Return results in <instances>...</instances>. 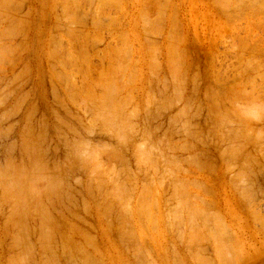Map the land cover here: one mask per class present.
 <instances>
[{"label":"rangeland","instance_id":"374dc122","mask_svg":"<svg viewBox=\"0 0 264 264\" xmlns=\"http://www.w3.org/2000/svg\"><path fill=\"white\" fill-rule=\"evenodd\" d=\"M2 1L3 3L6 2L3 4ZM2 1L0 0V37L3 38V41L0 38V49L2 48L0 50V59H2V62L0 61V172L3 174H0V180L4 177L8 179L9 170V176L12 170L23 174L28 172L25 174L27 177H23L24 180L21 178L23 183H27L29 176L32 184H37L36 180L40 179L34 187L38 186L37 191L40 190L39 199L43 201L40 205L46 211L44 213L52 225L49 226L51 229L48 230L52 232L53 238H50L48 245L44 241L43 233L48 230L44 229L46 224L41 214L39 215V210L36 211L35 207L29 208L30 213L22 222L16 219L18 211L15 207L17 206L14 207V203L10 199L11 195H9L11 193L13 196L14 186L5 192L7 188L4 189V185H7L8 182L2 179L1 182H4V185L0 184V264H13L12 260L14 264H21V261L27 262L23 264H200V262H204V264H264V146H261L264 145V142H260L264 141V118L260 120L262 122L258 119L257 122L254 120V123H250L251 125L248 123L254 127L248 126L250 130L245 127L244 130L248 131H244L243 126L239 127L242 120L233 124L234 127L238 125V130L230 124L233 123L234 120L232 119H235L234 114L238 110L244 111L251 108L252 111H255L256 108L259 113V107L264 106V0H166L167 2L165 0H108L107 3L109 2V4L105 2L106 0H63V3H61L62 0ZM69 5L71 8L68 9ZM164 5L166 6L164 7ZM143 8L144 12L141 10ZM156 8L157 10H155ZM66 10H69L68 13ZM62 11L63 13H61ZM146 15L149 17L148 19ZM64 18L66 21L63 20ZM228 18L232 21L230 22ZM157 22L160 26H157ZM144 26L146 27L144 28ZM65 31L69 33L68 37L64 35L65 33L68 34ZM71 33L75 36H72ZM174 38L178 41L181 40L178 42ZM150 39L151 42L154 40V44L150 42ZM97 40L98 42H96ZM171 41L174 46L171 45ZM152 44L156 45L157 48ZM169 45L171 47H168ZM175 46H177V50ZM53 48L57 50H55L54 56L51 54ZM166 48L168 51L174 49L175 53L179 51L182 53V56H179L181 58L178 56H176L177 59L174 58L180 63V73L178 65L176 66L178 69L175 67L179 74L175 70L172 71V67L171 70L168 61V58L170 60L171 57H168V54L170 55L173 50L168 53ZM72 50L79 52L75 53ZM65 52L67 56L64 54ZM174 52L173 54H175ZM68 56L71 57L69 61L67 60ZM114 58H117L118 61ZM174 59L172 58L170 62L172 63ZM126 61L129 62V65ZM177 62L174 61L173 64L176 65ZM173 64L171 65L173 66ZM119 70L121 71L119 72ZM102 73L104 75H101ZM107 74L113 75L114 82L110 79L108 82L106 79L105 82L104 79L102 81L101 76L107 78ZM68 76L71 79H68ZM72 81H74L73 84H71ZM100 82H103L102 85L108 83L107 85L104 84L106 89H108L107 86L115 83L117 84L116 90L112 85L109 87L111 92L109 90L104 92L105 86L103 85V89H101ZM175 82L179 84H173ZM89 85H91V90L94 89L95 94L94 91L89 93V91L91 92ZM118 86H122L121 89ZM84 88L86 91L89 89L87 91L89 96L86 98L82 97ZM176 89L180 91L176 92ZM101 90H103L102 94L100 93ZM114 90L117 91L115 95H118L116 96L118 99L116 97L115 99L118 101L120 99L119 103L122 107L117 103L118 101L111 100L115 96ZM253 90L256 91L253 93ZM235 91L238 92L233 94H237L234 96L236 99L234 101L232 92ZM109 92L113 95H110ZM175 93L180 95L179 99H177L178 96L175 97L177 95ZM100 94H105L107 99L104 98L105 95L101 97ZM238 94H245L243 95L245 99L242 97L238 99ZM214 97L219 108L213 102ZM252 97H255V100ZM93 99L99 101V104L95 101L96 105L99 106L101 103L99 108L103 109L102 112L105 111V108V112L110 111L108 115L110 114L112 118L119 114L116 120H112L114 124L110 125H114V131L115 125L120 124V131H124L126 135L123 132V134L121 132L117 134L123 135V138L128 135L129 138L127 136L126 139H131V141L128 142L122 138L121 142V136L120 139L117 136L119 140L115 138L116 131L113 132L111 126L110 128L107 123L103 125L101 123L103 120L96 119L97 115L95 114H98L100 109L97 106L96 109L98 110L96 111V106H94L93 111L90 110L93 104L95 105L92 102ZM70 100H73L72 103ZM222 100H224L223 103H221ZM111 101L112 103H110ZM114 102L116 103L114 110L118 105V108H121L119 110L117 108L116 113L111 108L114 105H110ZM146 102H149L150 107ZM260 103L262 104L259 105ZM102 104L106 105L105 108ZM77 105H81V107ZM233 105H235V109L236 105L239 107L235 112ZM260 109L264 113L262 111L264 108ZM130 110L135 113L134 116L133 112L130 116ZM215 111L218 114L222 112L221 120L223 122V115L229 114L226 116V120L227 117L230 118L227 122L232 120V122H228L230 125L227 126V122H224L226 126L219 124L220 117L218 114V116L216 115ZM219 111L221 112L219 113ZM241 111L237 112L236 116L242 117ZM105 112L103 114L100 111L97 117L103 118L102 116H104L107 118L108 115L106 114V116ZM261 115L263 116V114ZM122 118H125V122ZM110 119H107L108 121L105 119V122H109ZM243 124L247 126L246 122ZM107 126L109 128H106ZM119 128L116 129L119 131ZM230 128H234L232 132L235 130L236 132L226 133ZM108 129L111 130L112 134ZM252 129L259 131L260 135L263 136L252 134L253 131L256 132ZM249 131L253 136H256V139L260 136L259 143L257 140L255 143V137L252 138L253 136L249 135ZM237 132L239 134L248 133H244L246 135H244L245 142L241 139L242 137L240 138L243 136L242 134L238 140L235 139ZM146 137L150 138L143 139ZM31 139L35 147L37 146L34 152L28 147ZM252 140L255 146L260 144L261 149H259L260 146L255 147ZM79 142L84 144L81 145L83 147L80 146ZM72 145L76 146V149ZM143 145L146 146L143 147ZM244 145H247L245 149ZM103 146H107L109 149L106 150ZM152 146L155 148L151 149ZM103 148L105 152H103ZM156 148L159 153L158 156ZM154 149L155 151H152ZM76 150L82 152L81 155L84 153L83 156L79 157L80 154H78L79 152L76 153ZM86 150H89V153ZM94 151L96 153L98 151V153L96 154ZM228 153L232 156L229 157ZM85 154L87 155L85 156ZM152 156H156V159ZM190 157L191 159H189ZM97 164L100 169L97 168ZM101 164H103L102 170ZM20 167L21 171H26L21 172ZM37 168L38 172H36ZM104 169L106 170L104 171ZM30 170H32L31 172L35 170L33 173L37 174L31 173ZM3 175L5 176L3 177ZM16 175V179H12L14 177L10 176L9 180H13V183L15 180L18 182L20 180L18 175L21 174L17 173ZM37 175L46 179L42 181L41 178L35 177ZM107 175L112 176V179ZM150 177L155 184L151 183ZM161 177L162 179H160ZM32 179L35 182H31ZM234 179L237 180L234 182ZM56 180H59L57 182L59 186L57 185L56 190L46 192L44 189L47 188L48 191L51 182ZM12 182L11 184L14 185ZM121 182L122 184H119ZM142 182L144 184L148 182L147 184L151 186L147 184L145 186ZM9 184L8 187H11ZM182 185L184 186L183 189ZM145 187L149 188L150 193L147 192L151 195H145L147 188L142 192ZM118 189L119 191L120 189L124 190L125 193L121 192L122 190L119 192ZM177 189L180 193L177 192ZM250 192L251 194H249ZM3 193L9 195L10 198H8L9 196H6L8 199L3 198ZM121 193L123 196L120 195ZM139 194L140 196L143 194L142 197L145 196V200L148 198L149 207L145 200L143 201L145 202L144 206L146 205L145 208L139 204L142 200ZM9 199L11 201H8ZM14 202L16 205V197ZM9 205L12 206L9 207ZM138 205L142 209L144 208V211L149 208V212L146 211V214L150 213V215L144 213L143 217L137 216L139 215L136 213ZM154 206L156 210H153L155 209ZM140 210L137 212L139 213ZM189 210L193 211L190 212ZM128 213L132 215H128ZM141 223L145 224L144 227ZM192 223L197 225L193 226ZM135 237L139 239L137 240ZM15 241L19 243H15ZM216 241L219 242L221 248L227 251L225 260H220L217 255L218 247L216 245L218 244ZM40 243L45 244L41 245ZM66 243L69 246L66 247ZM124 243L126 244L124 245ZM41 246L43 250H41ZM19 249L21 252L18 251ZM18 252L23 254L22 258L21 256L17 257ZM27 255L28 257H26ZM13 257L20 258L15 261ZM23 257H26L25 260Z\"/></svg>","mask_w":264,"mask_h":264},{"label":"bare ground","instance_id":"6f19581e","mask_svg":"<svg viewBox=\"0 0 264 264\" xmlns=\"http://www.w3.org/2000/svg\"><path fill=\"white\" fill-rule=\"evenodd\" d=\"M1 1H2V0H1ZM4 1H5V0H4ZM60 1H61V0H60ZM64 1H66V0H64ZM104 1H105V0H104ZM107 1H108V0H106L105 2L107 3ZM112 1H113V0H112ZM153 1H154V0H153ZM163 1H164V0H163ZM5 2H6V1H5ZM5 2H4V3H5ZM72 2H73V1H72ZM72 2H71V3H72ZM105 2H104V3H105ZM148 2H149V1H148ZM156 2H158V1H156ZM165 2H167V1L165 0ZM215 2H216V1H215ZM238 2H239V1H238ZM1 3H3V1H2ZM1 3H0V4H1ZM4 3H3V4H4ZM61 3H63V0L61 1ZM66 3H67V2H66ZM102 3H103V1H102ZM67 4H68V3H67ZM107 4H109V2H108ZM111 4H112V2H111ZM157 4H159V3H157ZM157 4H156V5H157ZM163 4H164V3H163ZM218 4H219V3H218ZM61 5H62V4H61ZM112 5H113V4H112ZM156 5H155V7L158 6V5H157V6H156ZM160 5H161V4H160ZM219 5H220V4H219ZM0 6H1V5H0ZM70 6H71V5L68 6V9L71 8ZM104 6H105V5H104ZM106 6H107V5H106ZM108 6H109V5H108ZM113 6H114V5H113ZM147 6H149V5H147ZM151 6H152V5H151ZM165 6H166V5H164V7H165ZM250 6H251V5H250ZM256 6H257V5H256ZM5 7H6V6H5ZM72 7H73V6H72ZM110 7H111V6H110ZM174 7L176 8V6H174ZM258 7H259V6H258ZM65 8H66V7H65ZM105 8H106V7H105ZM146 8H147V7H146ZM146 8H145V9H146ZM158 8H159V7H158ZM166 8H167V7H166ZM226 8H227V7H226ZM226 8H225V9H226ZM237 8H238V7H237ZM237 8H235V9H237ZM253 8H254V7H253ZM263 8H264V6H263ZM108 9H109V8H108ZM116 9H117V8H116ZM245 9H246V8H245ZM6 10H7V9H6ZM6 10H4V11H6ZM103 10H104V9H103ZM141 10L143 11L144 8L141 9ZM141 10H140V11H141ZM155 10H157V8H156ZM162 10L164 11V9H162ZM162 10H161V11H162ZM4 11H3V13H4ZM66 11H67V13H68L69 10H66ZM71 11H72V10H71ZM73 11H74V10H73ZM221 11H223V10H221ZM0 12H1V8H0ZM143 12H144V11H143ZM155 12H157V11H155ZM159 12H160V11H159ZM225 12H226V11H225ZM258 12H259V11H258ZM6 13H7V12H6ZM6 13H5V14H6ZM61 13H63V11H62ZM104 13H105V12H104ZM106 13H107V12H106ZM141 13H142V12H141ZM223 13H224V12H223ZM239 13H240V11H239ZM241 13H242V12H241ZM260 13H261V12H260ZM1 14H2V13H1ZM65 14H66V13H65ZM73 14H74V13H73ZM75 14H76V13H75ZM145 14H146V10H145ZM145 14H144V15H145ZM147 14H149V13H147ZM156 14H157V13H156ZM174 14H175V13H174ZM9 15H11V14H9ZM61 15H62V14H61ZM159 15H160V14H159ZM161 15H162V13H161ZM164 15H165V14H164ZM164 15H163V16H164ZM239 15H240V14H239ZM57 16H58V15H57ZM71 16H72V15H71ZM106 16H107V15H106ZM142 16H143V15H142ZM142 16H141V17H142ZM65 17H66V16H65ZM158 17H159V16H158ZM172 17H173V15H172ZM6 18H7V17H6ZM55 18H56V17H55ZM146 18L148 19L149 17H147V15H146ZM152 18H154V17H152ZM58 19H59V18H58ZM71 19H72V18H71ZM78 19H79V18H78ZM150 19H151V17H150ZM150 19H149V20H150ZM155 19H156V18H155ZM159 19H160V18H159ZM228 19H229V21H230V18H228ZM231 19H232V18H231ZM254 19H255V17H254ZM63 20H65V18H64ZM67 20H68V17H67ZM75 20H76V19H75ZM116 20H117V19H116ZM143 20H144V19H143ZM143 20H142V21H143ZM149 20H148V21H149ZM151 20H153V19H151ZM175 20H176V19H175ZM2 21H3V20H2ZM15 21H16V20H15ZM57 21H58V20H57ZM65 21H66V20H65ZM77 21H80V20H77ZM144 21H145V20H144ZM146 21H147V20H146ZM156 21H157V20H156ZM171 21H172V20H171ZM176 21H177V20H176ZM231 21H232V20H231ZM231 21H230V22H231ZM75 22H76V21H75ZM115 22H116V21H115ZM117 22H118V21H117ZM120 22H121V21H120ZM139 22H140V21H139ZM152 22H153V21H152ZM161 22H163V21H161ZM143 23H144V22H143ZM145 23H146V22H145ZM154 23L156 24V22H154ZM159 23H160V22H159ZM260 23H261V22H260ZM13 24H14V23H13ZM68 24H69V23H68ZM71 24H72V23H71ZM149 24H152V23H149ZM9 25H10V24H9ZM69 25H70V24H69ZM73 25H74V24H73ZM111 25H112V24H111ZM142 25H143V24H142ZM14 26H15V25H14ZM14 26H13V27H14ZM60 26H61V25H60ZM157 26H160V25H158V22H157ZM157 26H156V27H157ZM173 26H174V25H173ZM177 26H178V25H177ZM71 27H72V26H71ZM145 27H146V26H144V28H145ZM151 27H152V25H151ZM154 27H155V26H154ZM171 27H172V26H171V23H170V28H171ZM6 28H7V27H6ZM58 28H59V27H58ZM142 28H143V27H142ZM147 28H148V27H147ZM149 28H150V25H149ZM152 28H153V27H152ZM158 28H159V27H158ZM8 29H9V28H8ZM14 29H16V28L14 27ZM17 29H18V28H17ZM62 29H63V28H62ZM66 29H67V28H66ZM79 29H81V28H79ZM155 29H156V28H155ZM257 29H258V28H257ZM4 30H5V28H4ZM67 30H68V29H67ZM96 30H97V29H96ZM143 30H144V29H143ZM145 30H146V29H145ZM147 30H149V29H147ZM174 30H176V29H174ZM174 30H173V31H174ZM178 30H179V29H178ZM261 30H262V29H261ZM55 31H56V30H55ZM77 31H78V30H77ZM97 31H98V30H97ZM102 31H103V30H102ZM10 32H12V31H10ZM13 32H14V31H13ZM65 32H67V31H65ZM71 32H72V31H71ZM145 32H146V34H148L147 31H145ZM149 32H150V30H149ZM159 32H160V31H159ZM4 33H5V32H4ZM17 33H19V32H17ZM17 33H16V34H17ZM67 33H68V32H67ZM143 33H144V31H143ZM155 33H157V32L155 31ZM161 33H162V32H161ZM161 33H160V35H161ZM169 33L171 34V32H169ZM169 33H168V35L170 36ZM174 33L176 34L177 32H174ZM0 34H1V33H0ZM6 34H8V33H6ZM51 34H52V33H51ZM71 34H72V33H71ZM86 34H87V33H86ZM149 34H152V33H149ZM64 35H67L66 37H68L69 33H68V34L65 33ZM82 35H84V34H82ZM98 35H99V34H98ZM143 35H144V34H143ZM153 35H154V33H153ZM171 35H172V34H171ZM173 35H174V34H173ZM1 36H2V35H1ZM16 36H18V35H16ZM72 36H75V35L72 34ZM72 36H71V37H72ZM84 36H85V35H84ZM119 36H120V35H119ZM123 36H124V35H123ZM174 36H175V35H174ZM3 37H4V39H5V36H4V35H3ZM78 37H79V36H78ZM145 37H146V36H145ZM153 37H154V36H153ZM0 38H1V37H0ZM9 38H10V37H9ZM9 38H8V39H9ZM69 38H70V37H69ZM69 38H68V39H69ZM73 38H74V37H73ZM73 38H72V39H73ZM75 38H76V37H75ZM92 38H93V37H92ZM170 38H171V37H170ZM170 38H169V39H170ZM247 38H248V37H247ZM1 39H2V41H3V38H1ZM70 39H71V38H70ZM77 39H78V38H77ZM77 39H76V40H77ZM148 39H149V38H148ZM174 39H176V38H174ZM79 40H80V39H79ZM88 40H89V38H88ZM120 40H121V39H120ZM146 40H147V39H146ZM152 40H153V39H152ZM176 40H177V39H176ZM180 40H181V39H180ZM180 40H179V41L177 40V41L180 42ZM241 40H242V39H241ZM153 41H154V40H153ZM153 41H152V42H153ZM167 41H170V40H167ZM250 41H251V40H250ZM55 42H56V41H55ZM80 42H81V41H80ZM88 42H89V41H88ZM96 42H98V40H97ZM148 42H149V41H147V43H148ZM150 42H151V39H150ZM150 42H149V43H150ZM152 42H151V43H152ZM175 42H176V41H175ZM70 43H72V42H70ZM77 43H78V42H77ZM118 43H119V42H118ZM169 43H170V42H169ZM181 43H182V42H181ZM53 44H55V43L53 42ZM57 44H59V43L57 42ZM74 44H75V43H74ZM83 44H84V43H83ZM153 44H154V42H153ZM153 44H152V45H153ZM178 44H179V43H178ZM178 44H177V45H178ZM84 45H85V44H84ZM84 45L81 44V46H84ZM86 45H87V44H86ZM149 45H150V44H149ZM171 45H172V41H171ZM179 45H180V44H179ZM58 46H59V45H58ZM61 46H63V45H61ZM153 46H156V45H153ZM153 46H152V47H153ZM172 46H174V43H173ZM255 46H256V45H255ZM52 47H54V46H52ZM59 47H60V46H59ZM65 47H66V46H65ZM74 47H75V46H74ZM74 47H73V48H74ZM168 47H171V46L169 45ZM175 47H176L175 49L177 50V46H175ZM238 47H239V46H238ZM5 48H8V47H5ZM50 48H51V47H50ZM56 48H57V47H56ZM56 48H55V49L53 48L54 50L51 51V52H52L51 54H52L53 56H54V54H55L54 52H55ZM80 48H81V47H80ZM80 48H79V49H80ZM156 48H157V46H156ZM257 48H258V47H257ZM57 49H58V48H57ZM79 49H78V50H79ZM123 49H124V48H123ZM166 49H167V48H166ZM181 49H182V48H181ZM0 50H2V48H1ZM7 50H8V49H7ZM58 50H59V49H58ZM78 50H77V51H78ZM82 50H83L82 52H84V49H82ZM109 50H110V49H109ZM152 50H153V49H151V52H153ZM170 50H173V52L175 51L174 49H169V51H168V49H167L166 52L168 51V53H170V52H171ZM179 50H180V49H179ZM10 51H11V50H10ZM10 51H9V53H10ZM56 51H57V50H56ZM61 51H62V50H61ZM72 51L75 52V50H72ZM77 51H76V52H77ZM110 51H111V50H110ZM110 51H109V53H110ZM122 51H123V50H122ZM13 52H14V50H13ZM67 52H68V51H67ZM76 52H75V53H76ZM78 52H79V51H78ZM82 52H81V53H82ZM149 52H150V51H149ZM173 52H171L170 55L167 53V54H168V57L170 56L171 59H172V58H173V59H174V58L177 59L176 56H178V57H179V56H182V53H179L180 51L178 52L179 54H178L177 52H176V53L174 52L176 55L173 54ZM56 53H57V52H56ZM60 53H61V52H60ZM69 53H70V52H69ZM158 53H160V52H158ZM58 54H59V53H58ZM58 54H57V55H58ZM61 54H62V53H61ZM64 54H66V56H67V53H66V52H65ZM116 54H117V53H116ZM118 54H119V53H118ZM177 54H178V55H177ZM180 54H181V55H180ZM79 55H80V54H79ZM113 55H114V54H113ZM152 55H153V53H152ZM172 55H173V56L175 55V56L173 57ZM55 56H56V55H55ZM102 56H103V55H102ZM124 56H125V55H124ZM149 56H150V55H149ZM154 56L156 57V55H154ZM61 57H62V55H61ZM73 57H74V55H73ZM75 57H76V56H75ZM114 57H115V56H114ZM127 57H128V56H127ZM151 57H152V56H151ZM168 57H167V58H168ZM11 58H12V57H11ZM69 58H71V57L68 56V58H67L68 61H69ZM76 58H77V57H76ZM79 58H80V57H79ZM81 58H82V57H81ZM111 58H112V57H111ZM124 58H126V57H124ZM124 58H123V59H124ZM128 58H129V57H128ZM152 58H153V57H152ZM152 58H151V59H152ZM179 58H181V57H179ZM212 58H213V57H212ZM6 59H7V58H6ZM6 59H5V60H6ZM61 59H62V58H61ZM104 59H105V58H104ZM114 59H115V58H114ZM123 59H122V60H123ZM151 59H150V60H151ZM153 59H154V58H153ZM171 59L169 60V58H168L169 66H170V68H171V67L173 68V70H172V68H171L172 71L175 70V72L178 73V71L181 70V69H180L181 67H179V66H180V65H179L180 63L177 62L176 59H174V61L178 63V64L176 63V65H175V64H173V62H174L173 60H172V63L170 62ZM62 60H63V59H62ZM65 60H66V58H65ZM65 60H64V61H65ZM115 60H117V58H116ZM124 60H125V59H124ZM124 60H123V63H124ZM0 61L2 62V59H0ZM57 61L59 62L58 58H57ZM64 61H63V62H64ZM70 61H71V60H70ZM117 61H118V60H117ZM168 61H167V62H168ZM178 61H179V60H178ZM183 61H184V60H183ZM1 62H0V63H1ZM60 62H61V60H60ZM76 62H77V61H76ZM111 62H113V61H111ZM114 62H115V61H114ZM114 62H113V63H114ZM126 62H127V61H126ZM154 62H155V61H154ZM154 62H152V64H154L155 66H157V65H156L157 62H155L156 64H155ZM66 63H67V62H66ZM66 63H65V65H66ZM78 63H79V60H78ZM121 63H122V62H121ZM128 63H129V62H127V64H128ZM251 63H253V62L251 61ZM62 64H63V63H62ZM125 64H126V63H125ZM152 64H151V67H152ZM171 64H173V66H172ZM63 65H64V64H63ZM71 65H72V64H71ZM73 65H74V63H73ZM84 65H85V64H84ZM116 65H117V64H116ZM128 65H129V64H128ZM154 65H153V66H154ZM158 65H159V64H158ZM174 65H175V66H174ZM177 65H178L179 69L176 67ZM240 65H241V64H240ZM240 65H239V66H240ZM250 65H251V64H250ZM4 66H5V65H4ZM167 66H168V65H167ZM66 67H67V66H66ZM66 67H65V68H66ZM68 67H69V66H68ZM74 67H77V66H74ZM115 67H116V66H115ZM159 67H160V66H159ZM175 67L178 69V71H176V68H175ZM52 68H53V66H52ZM63 68H64V67H63ZM82 68H83V67H82ZM152 68H153V67H152ZM152 68H151V69H152ZM174 68H175V69H174ZM257 68H258V70H259V67H257ZM50 69H51V67H50ZM78 69H79V68H78ZM122 69H123V68H122ZM151 69H150V70H151ZM158 69H159V68H158ZM52 70H53V69H52ZM52 70H51V71H52ZM72 70H74V69H72ZM72 70H70V71H72ZM84 70H85V69H84ZM152 70L154 71V69H152ZM155 70H156V69H155ZM253 70H254V69H253ZM74 71H77V70L75 69ZM78 71H79V70H78ZM82 71H83V70H82ZM85 71H86V70H85ZM100 71H101V70H100ZM105 71H108V70H105ZM105 71L103 72L104 74H105ZM120 71H121V70H119V72H120ZM153 71H152V72H153ZM172 71H170V73H172ZM256 71H257V70H256ZM53 72H54V71H53ZM55 72H56V71H55ZM55 72H54V73H55ZM108 72L112 73L111 71H108ZM116 72H117V71H116ZM135 72H136V70H135ZM149 72H150V71H149ZM154 72H156V71H154ZM168 72H169V71H168ZM254 72H255V71H254ZM76 73H77V72H76ZM103 73H102L101 75H104ZM106 73H107V72H106ZM114 73H115V72H114ZM123 73H124V71H123ZM177 73H176V74H177ZM179 73H180V71H179ZM179 73H178V74H179ZM77 74H78V73H77ZM176 74H175V76H178V75H176ZM83 75H84V74H83ZM155 75H156V74H155ZM215 75H216V74H215ZM72 76H73V75H72ZM129 76H130V75H129ZM133 76H134V74H133ZM156 76H157V75H156ZM179 76H180V75H179ZM238 76H239V75H238ZM101 77H102V81H103V79H104V82H105V79L107 80V82H108L109 79L112 80V81L114 80V78H112L113 75L111 76L110 74H109V75L107 74V78H108V79L105 78L106 76H104V78H103V76H101ZM116 77H117V76H116ZM163 77H164V76H163ZM58 78H59V77H58ZM67 78L69 79L70 77L68 76ZM85 78H86V77H85ZM119 78H120V74H119ZM131 78H132V77H131ZM133 78H134V77H133ZM154 78H155V77H154ZM252 78H253V77H252ZM65 79H66V78H65ZM70 79H71V78H70ZM263 79H264V78H263ZM72 80H73V79H72ZM110 80H109V81H110ZM126 80H127V79H126ZM133 80H134V79H133ZM214 80H215V79H214ZM244 80H245V79H244ZM250 80H252V79H250ZM254 80H255V79H254ZM99 81H101V78H99ZM112 81H111V82H112ZM118 81H119V80H118ZM121 81H122V80H121ZM130 81H132V80H130ZM134 81H135V80H134ZM134 81H133V82H134ZM176 81H177V80H176ZM73 82H74V81H72L71 84H73ZM97 82H98V81H97ZM97 82H96V83H97ZM113 82H114V81H113ZM127 82H128V81H127ZM220 82H221V81H220ZM233 82H234V81H233ZM250 82H251V81H250ZM252 82H253V81H252ZM14 83H15V82H14ZM67 83H68V81H67ZM92 83H93V82H92ZM96 83H94V84H96ZM100 83H101V82H100ZM102 83H103V82H102ZM102 83L99 84V85L101 86ZM176 83H177V82H175V83H173V84H176ZM12 84H13V83H12ZM104 84L107 85L108 83H107V84L104 83ZM104 84H103V85H104ZM171 84H172V83H171ZM177 84H179V83H177ZM181 84H182V83H181ZM236 84H237V83H236ZM10 85H11V84H10ZM77 85H78V84H77ZM81 85H83V84H81ZM96 85H97V84H96ZM103 85L101 86L102 88L100 87L101 89H103ZM105 85H104V86H105ZM112 85L114 86V88L117 87V86H116L117 84H115V83H113ZM112 85H111V86H112ZM119 85H120V84H119ZM5 86H6V85H5ZM65 86H66V84H65ZM111 86H107L108 89H106V86H105V89H103L104 92H106V91L108 92V90L110 91L109 87H111ZM162 86L164 87L165 85H162ZM180 86H182V85H180ZM224 86H225V85H224ZM232 86H233V85H232ZM259 86H260V85H259ZM92 87H93V86H92ZM118 87H119V86H118ZM120 87H122V86H120ZM120 87H119V88H120ZM172 87H173V86H172ZM175 87H177V86L175 85ZM178 87H179V86H178ZM225 87H226V86H225ZM238 87H239V86H238ZM240 87H241V86H240ZM73 88H74V87H73ZM87 88H88V86H87ZM119 88H118V89H119ZM124 88H125V87H124ZM173 88H174V87H173ZM231 88H232V87H231ZM234 88H235V87H234ZM80 89H81V88H80ZM84 89H85V88H84ZM89 89L91 90V85H89ZM89 89H88V90H89ZM118 89H117V91H118ZM120 89H121V88H120ZM178 89H179V88H178ZM239 89H240V88H239ZM78 90H79V89H78ZM88 90H87V91H88ZM103 90H101V92H100L101 94H102V91H103ZM115 90H116V88H115ZM115 90H114V91H115ZM123 90H124V89H123ZM172 90H175V89H172ZM229 90H230V89H229ZM233 90H236V89H233ZM82 91H83V90H82ZM87 91H86V89H85V91H83V93H82V95L84 94V95L82 96L83 98H84V97L86 98V96L88 97V96H89V93H93L94 89L91 90V92L89 91V93H88ZM111 91H112V90H111ZM111 91H110V92H111ZM114 91H113V92H114ZM117 91H115L113 94L115 95V93H116ZM120 91H122V90H120ZM131 91H132V90H131ZM131 91H129V92H131ZM134 91H135V89H134ZM179 91H180V90H179ZM179 91L176 89V92H179ZM215 91H216V90H215ZM255 91H256V90H255ZM255 91L253 90V93H254ZM9 92H10V91H9ZM77 92H78V91H77ZM79 92H81V91H79ZM84 92H87V93H84ZM110 92H109V93H110ZM149 92H150V91H149ZM230 92H231V90H230ZM236 92H238V91L232 92V95H233L234 93H236ZM241 92H242V91H241ZM6 93H8V92H6ZM121 93H122V92H121ZM180 93H181V95H182V92H180ZM249 93H250V92H249ZM85 94H86V95H85ZM87 94H88V95H87ZM94 94H95V91H94ZM101 94H100V95H101ZM105 94H106V93H105ZM105 94L101 95V97H103ZM113 94L110 93V95H113ZM116 94H117V93H116ZM118 94H120V93H118ZM146 94H147V93H146ZM149 94H150V93H149ZM163 94H164V93H163ZM175 94H177L175 97L178 96L177 99H179L180 95H178V93H175ZM239 94H240V93H239ZM239 94H238V97H237L238 99H239L240 97L244 98L243 95H245V94H243V95L241 94L242 96L239 95ZM246 94H247V93H246ZM90 95H91V94H90ZM106 95H107V94H106ZM106 95H105V96H106ZM110 95H109V96L107 95V96L111 98ZM128 95H129V94H128ZM211 95H212V94H211ZM222 95H223V94H222ZM224 95H227V93H224ZM251 95H252V93H251ZM258 95H259V94H258ZM105 96H104V98L107 99V96H106V97H105ZM116 96H118V95H115L114 98H111V100L114 99V101L116 100V102H117V101H118V100H117L118 97H116ZM146 96H147V95H146ZM149 96H150V95H149ZM173 96H174V95H173ZM212 96H213V95H212ZM234 96H237V94L233 95V97H234ZM247 96H248V98L250 99L249 94H248ZM247 96H245V97H247ZM69 97H71V96H69ZM112 97H113V96H112ZM115 97H116L117 99H115ZM125 97H126V96H125ZM218 97H219V96H218ZM223 97H224V96H223ZM228 97H231V96L228 95ZM259 97H260V96H259ZM121 98H122V97H121ZM129 98H130V97H129ZM151 98H152V97H151ZM151 98H150V99H151ZM153 98H154V96H153ZM166 98H167V97H166ZM169 98H170V97H169ZM169 98H168V99H169ZM214 98H215V97H214ZM231 98H232V97H231ZM252 98H253V97H252ZM254 98H255V97H254ZM254 98H253V99H254ZM90 99H92V98H90ZM126 99H127V97H126ZM159 99H160V98H159ZM171 99H172V98H171ZM173 99H174V98H173ZM175 99H176V98H175ZM222 99H224V98H222ZM226 99H227V98H226ZM232 99H233L234 101L236 100L235 97L232 98ZM232 99H230V100H232ZM244 99H245V98H244ZM249 99H248V100H249ZM263 99H264V98H263ZM85 100H86V99H85ZM93 100H94V101H92V102L95 103V105L93 104V106H92V104H91L92 102H91L90 100H87L88 102H91L90 104H89L87 101H86V103H88L89 105L92 106V109H90V110H92V111H93L94 106H96V107H95V110L97 111L98 109H100L99 106L101 105V103H100V105L98 106L99 101L97 102V100H95V99H93ZM133 100H134V99H133ZM133 100H132V101H133ZM162 100H163V99H162ZM214 100H215L216 102H215ZM214 100H213V102H214L215 104H217L218 102H217L216 98H215ZM240 100H241V99H240ZM254 100H255V99H254ZM260 100H261V99H260ZM70 101H71V100H70ZM72 101H73V100H72ZM72 101H71V103H72ZM80 101H81V100H80ZM95 101L98 103L97 105H96V102H95ZM123 101H124V99H123ZM129 101H130V99H129ZM145 101H146V100H145ZM153 101H154V99H153ZM155 101H156V100H155ZM171 101H172V100H171ZM237 101H238V100H237ZM246 101H247V100H246ZM261 101H262V100H261ZM263 101H264V100H263ZM78 102H79V101H78ZM103 102H105L104 99H103ZM119 102H120V99H119V101H118L117 103L120 105V107H122V105H121ZM149 102H151V101H149ZM149 102H146V103L148 104ZM172 102H173V101H172ZM223 102H224V100H222L221 103H223ZM248 102H250V101H248ZM256 102H257V101H256ZM2 103H3V101H2ZM79 103H80V102H79ZM108 103H109V102H108ZM110 103H112V101H111ZM126 103H127V102H126ZM151 103H154V102H151ZM155 103H156V102H155ZM158 103H159V102H158ZM165 103H166V102H165ZM187 103H189V102H187ZM227 103H228V102H227ZM239 103H241V102H239ZM251 103H253V102L251 101ZM263 103H264V102H263ZM88 104H87V105H88ZM115 104H116L115 102H114V104H110V105H114L113 107L111 106V108H112V110L114 111V113H116L117 108L119 107V105H118L117 108L114 110V107L116 106ZM122 104H123V103H122ZM159 104H160V103H159ZM176 104H177V103H176ZM176 104H175V105H176ZM178 104H179V103H178ZM228 104H229V103H228ZM232 104H233V103H232ZM235 104H236V103H235ZM253 104H254V103H253ZM261 104H262V103H260L259 105H261ZM81 105H82V104H81ZM81 105H77V106H80V107H81ZM102 105H103V104H102ZM165 105H166V104H165ZM167 105H168V104H167ZM170 105H171V104H170ZM229 105H230V104H229ZM62 106H63V105H62ZM97 106H98V109H96ZM105 106H106V105H105ZM105 106L103 105L104 108H105ZM124 106H125V104H124ZM124 106H123V107H124ZM148 106H149V104H148ZM156 106L158 107L157 104H156ZM219 106H220V105H219ZM233 106H234V109H235V105H233ZM100 107H101V106H100ZM146 107H147V106H146ZM149 107H150V106H149ZM149 107H148V108H149ZM162 107H163V106H162ZM230 107H231V106H230ZM250 107H251V106H250ZM262 107L264 108V106H262ZM262 107L260 106L258 110H259V113L263 114V116H262L261 114L259 115V113H258V111L256 110V108H255V111H256V112H255L254 110L252 111L251 108H249L248 110H247V109L244 110V108H243V109L241 108L242 110H244V111H241V110H238L239 107L236 105V109L234 110V112H235L236 110H238L237 112L241 111L240 114H241L242 117H240V116H236V115H237V112H235L236 114H234V115H235L234 118H235L237 121L235 122V119H232V118H231L232 120H234L233 123H230V124H232L231 126L234 127L233 124H235V123H239L240 120H242V123L240 122V126H239V127H242V126H243V127H244L243 130H244L245 127H248V126L251 125L250 123H254V122H253L254 120H256V122H257L258 119H259V121H260L261 119L264 118V113L260 111V110H261L260 108H262ZM90 108H91V107H90ZM124 108H125V107H124ZM124 108H123V109H124ZM155 108H156V107H155ZM158 108H159V107H158ZM183 108H184V107H183ZM185 108H186V107H185ZM217 108H219V107H218V104H217ZM224 108H225V107H224ZM226 108H228V107H226ZM237 108H238V109H237ZM253 108H254V106L252 107V109H253ZM101 109H102V108H101ZM101 109L98 110V114L100 113V111H101V113L104 114V112L106 111V108H105V111H104V112H102L103 109H102V110H101ZM107 109H108V107H107ZM119 109H121V108H118V110H119ZM220 109H222V108H220ZM135 110H137V109H135ZM218 110H219V109H218ZM218 110H216V111H218ZM250 110H251V111H250ZM96 111H94V112L96 113ZM123 111H125V110H123ZM137 111H138V110H137ZM137 111H136V112H137ZM154 111H155V110H154ZM162 111H163V110H162ZM216 111H215V112H216ZM231 111H232V108L230 109V113H231ZM262 111H264V109H262ZM94 112H93V113H94ZM109 112H110V111H109ZM109 112H108V110H107V112H105V115H106V114L108 115ZM121 112H122V110H121ZM131 112H133V111L130 110V112H129L130 116H132ZM138 112H139V111H138ZM215 112H214V113H215ZM220 112H221V111H219V113H220ZM234 112H233V113H234ZM149 113H150V112H149ZM182 113H184V112H182ZM223 113H224V112H223ZM98 114L96 113L95 115L99 116ZM134 114H135V113L133 112V116H134ZM217 114H218V113L216 112V115H217ZM224 114H225V113H224ZM227 114H228V113H227ZM240 114L238 113V115H240ZM107 115H106V116H107ZM185 115H186V114H185ZM218 115H219V116H218ZM218 115H217V116L220 117V119L218 118V119L220 120L219 124H221V125H223V126H226V125H224V124H225L224 122H227V120L230 119L229 117H227V120H226V116H228L229 114H228V115H223V117H224V118H223V119H224V122L221 120L222 112H221L220 114H218ZM97 116H96V119L98 118V120H103V121H101V123H103V125H104V124L106 125V123H107V124L109 125V127H110V126L112 127V128H111V127H110V128H111V130L113 131V126H114V125H110V124H114V122H112V120H116L117 117L119 116V114H118V115L116 114V117H115V116L113 117L114 119L110 116V114L108 115V116H110V117L107 116V118H106V117L104 118V116H102L104 119H103V118H99V117H97ZM123 116H125L124 113H123ZM130 116H129V117H130ZM136 116H137V115H136ZM100 117H101V114H100ZM121 117H122V116H121ZM236 117H237V118H236ZM238 117H239V118H238ZM110 118H112V119H110ZM190 118H191V117H190ZM242 118H244V119H242ZM105 119H106V120H107V119H108V120L110 119L111 123H110V121L107 122L108 120L105 122ZM122 119H124V122H125V118H122ZM128 119H129V118H128ZM128 119H127V121H128ZM91 120H92V119H91ZM219 120H218V121H219ZM232 120H229L228 122H230V121L232 122ZM238 120H239V122H238ZM263 120H264V119H263ZM153 121H154V120H153ZM91 122H92V121H91ZM104 122H105V123H104ZM172 122H173V121H172ZM185 122H186V121H185ZM221 122H223V123H221ZM228 122L226 123L227 126H228V124H229ZM244 122L247 123V126H245L246 124H243ZM260 122H262V121H260ZM96 123H97V122H96ZM96 123H95V124H96ZM126 123H127V122H126ZM216 123H217V122H216ZM248 123H249L250 125H248ZM230 124H229V125H230ZM241 124H243V125H241ZM116 125H117V124H116ZM116 125H115V127H116L117 129L121 126L120 124H118V126H116ZM123 125H124V123H123ZM132 125H133V124H132ZM261 125H262V124H261ZM92 126H93V125H92ZM125 126H126V124H125ZM99 127H100V126H99ZM109 127L107 126L106 128H109ZM235 127H236V126H235ZM235 127H234V128H235ZM239 127H238V125H237V127H236L237 130L239 129ZM106 128H105V129H106ZM116 128H115V129H116ZM120 128H121V127H120ZM120 128H119V131H118L117 129H116V130L114 129V131H116V137H115V138H117V139H118L117 136H119V139H120V136H121V135H118L117 133H119V132H121V134L124 133V131H120ZM133 128H134V126H133ZM225 128L228 129L227 127H225ZM234 128H233V129L230 128V130H228V132L226 131V133H229L230 131H231L230 133H235L236 130H235V132H232V130H234ZM236 128H235V129H236ZM250 128H254V127H251V126H250ZM145 129H146V128H145ZM247 129H249V127H248ZM257 129H258V128H257ZM108 130H109V129H108ZM111 130H109V132H111ZM240 130H242V129H240ZM249 130H250V129H249ZM252 130H255V129H252ZM252 130H251V132H252ZM258 130H259V129H258ZM0 131H1V130H0ZM72 131H73V130H72ZM106 131H107V130H106ZM114 131H113V132H114ZM244 131H248V130H244ZM255 131H256L257 133L253 131L252 134L255 133V135H257V136L260 135L259 131H261V130H259V131L255 130ZM122 132H123V133H122ZM134 132H135V131H134ZM186 132H187V131H186ZM196 132H197V131H196ZM239 132H240V131H239ZM242 132H243V131H242ZM102 133H103V132H102ZM128 133H129V132H128ZM141 133H142V132H141ZM214 133H216V132H214ZM217 133H218V130H217ZM230 133H229V134H230ZM244 133H246V132H244ZM244 133H240V134L243 135V136H240V134L237 132V133H236V134H237L236 138H235L234 136H232V138L234 137L235 139L238 140V137L240 136V138L242 137L241 139H243V142H245L244 138H245L246 135H245ZM258 133H259V134H258ZM110 134H112V132H111ZM124 134L126 135V133H124ZM129 134H130V133H129ZM142 134H143V133H142ZM144 134H145V133H144ZM184 134H185V133H184ZM190 134H191V133H190ZM246 134H248V133H246ZM250 134H251V133H250V131H249V135H250ZM252 134H251V135H252ZM114 135H115V134H114ZM125 135H124V136H125ZM188 135H189V134H188ZM244 135H245V136H244ZM261 135H262V134H261ZM261 135H260V136H261ZM122 136H123V135H122ZM122 136H121V142H122V138H123ZM127 136H128V135H127ZM127 136H125V137L127 138ZM130 136H131V135H130ZM145 136H146V135H145ZM162 136H163V135H162ZM229 136H230V135H229ZM252 136H253V135H252ZM252 136H251V137H252ZM260 136H259L258 139H260ZM262 136H263V135H262ZM248 137H249V136H248ZM254 137H255V138H254ZM126 138H123V139H126ZM128 138H129V136H128ZM148 138H150V137H148ZM148 138L146 137V138H143V139L146 140V139H148ZM252 138L255 139V140L253 139L254 141H256V140L258 141V139H256V136H253ZM74 139H75V138H74ZM82 139H83V138H82ZM119 139H118V140H119ZM230 139H231V138H230ZM246 139H248V138H246ZM249 139H250V137H249ZM261 139H262V137H261ZM72 140H73V139H72ZM126 140H128V142H129V140L131 141V139H126ZM126 140H125V142H126ZM141 140H142V139H141ZM151 140H152V139H151ZM156 140H157V139H156ZM156 140H155V141H156ZM231 140H232V139H231ZM253 140H252V143H253ZM75 141H76V140H75ZM147 141H148V140H147ZM239 141H240V139H239ZM247 141H248V140H247ZM257 141H256L255 143H257ZM36 142H37V140H36ZM77 142H78V141H77ZM125 142H124V143H125ZM144 142H145V141H144ZM161 142H162V141H161ZM243 142H242V143H243ZM250 142H251V141H250ZM250 142H249V143H250ZM260 142L263 143L264 141H260ZM23 143H24V142H23ZM29 143H30V145H28L29 149H32L31 151L34 152V150H35V148H36L37 146L35 147V145L33 144L32 139L29 141ZM75 143H76V142H75ZM142 143H143V141H142ZM146 143H147V142H146ZM148 143H149V141H148ZM163 143H164V142H163ZM255 143H253L254 146H255ZM258 143H259V141H258ZM36 144H37V143H36ZM65 144H66V143H65ZM79 144H80V146H81V145H84V144H81V142H79ZM139 144H140V143H139ZM143 144H145V143H143ZM154 144H155V143H154ZM158 144H159V143H158ZM263 144H264V143H263ZM74 145H76V144H74ZM122 145H123V144H122ZM126 145H127V144H126ZM141 145H142V144H141ZM152 145H153V144H152ZM72 146H73V145H72ZM72 146H71V147H72ZM77 146H78V143H77ZM137 146H138V145H137ZM145 146H146V145H145ZM145 146L143 145V147H145ZM157 146H158V145H157ZM157 146H156V147H157ZM163 146H164V145H163ZM246 146H247V145H244V149L246 148ZM257 146H260V144H259V145H256L255 147H257ZM261 146H264V145H261ZM261 146H260L259 149H261ZM73 147L75 148L76 146H73ZM81 147H83V146H81ZM87 147H88V145H87ZM103 147H105V146H103ZM139 147H141V146H139ZM158 147H160V146H158ZM69 148H70V147H69ZM84 148H85V147H84ZM90 148H91V147H90ZM90 148H88V149H90ZM107 148H108V147L106 146L105 149L108 150L109 148H108V149H107ZM112 148H113V147H112ZM112 148H111V149H112ZM116 148H117V147H116ZM119 148H120V147H119ZM130 148H131V147H130ZM152 148H155V147L152 146L151 149H152ZM166 148H167V147H166ZM23 149H24V148H23ZM26 149H27V148H26ZM75 149H76V148H75ZM85 149H86V148H85ZM85 149H83V150H85ZM111 149H110V150H111ZM117 149H118V148H117ZM133 149H134V147H133ZM146 149H150V148H146ZM151 149H150V150H151ZM162 149H163V148H162ZM234 149H235V151H237L236 148H234ZM257 149H258V148H257ZM259 149H258V150H259ZM36 150H37V149H36ZM72 150H73V149H72ZM83 150H82V151H83ZM92 150H93V148H92ZM94 150H95V149H94ZM110 150H109V151H110ZM135 150L138 152L137 149H135ZM86 151H88V153H89V150H86ZM95 151H96V150H95ZM95 151H94V152H95ZM112 151H113V149H112ZM136 151H135V152H136ZM148 151H149V150H148ZM152 151H155V149L152 150ZM156 151H157V148H156ZM75 152L78 153L79 151L77 152V150H76ZM84 152H85V151H84ZM103 152H105L104 148H103ZM133 152H134V150H133ZM137 152H136V153H137ZM163 152H164V151H163ZM170 152H171V151H170ZM70 153H71V152H70ZM81 153H82V152H81ZM81 153H80V152L78 153V154H80L79 157L83 156V154H84V153H83V154L81 155ZM86 153H87V152H86ZM95 153H96V152H95ZM97 153H98V151H97ZM97 153H96V154H97ZM99 153H100V152H99ZM111 153H112V152H111ZM111 153H110V154H111ZM114 153H115V152H114ZM117 153H118V152H117ZM149 153H150V152H149ZM155 153H156V152H155ZM157 153H158V151H157ZM160 153H161V152H160ZM90 154H91V153H90ZM96 154H95V155H96ZM101 154H102V153H101ZM106 154H107V152H106ZM228 154H229V153H228ZM27 155H28V154H27ZM38 155H39V154H38ZM86 155H87V154H85V156H86ZM102 155H105V154H102ZM115 155H116V154H115ZM158 155H159V153L157 154V156H158ZM165 155H166V154H165ZM221 155H222V154H221ZM230 155H231V154H229L228 156L230 157ZM39 156H40V155H39ZM72 156H74V155H72ZM98 156H99V155H98ZM98 156H97V158H99V157L101 158V156H99V157H98ZM231 156H232V155H231ZM77 157H78V155H77ZM90 157H92V156H90ZM90 157H88V158H90ZM116 157H117V156H116ZM152 157H155V159H156V156H152ZM152 157H150V158L152 159ZM162 157H163V156H162ZM164 157H165V156H164ZM166 157H167V156H166ZM166 157H165V158H166ZM172 157H173V156H172ZM36 158H37V157H36ZM75 158H76V157H75ZM95 158H96V157H95ZM97 158H96V160H97ZM160 158H161V157H160ZM233 158H234V157H233ZM233 158H232V159H233ZM91 159H92V158H91ZM137 159H138V158H137ZM189 159H191V157H190ZM39 160H40V157H39ZM76 160H78V159H76ZM80 160H81V159H80ZM99 160H101V159H99ZM153 160H154V159H153ZM169 160H170V159H169ZM84 161H85V160H84ZM84 161H83V162H84ZM101 161H102V160H101ZM101 161H100V162H101ZM157 161H158V160H157ZM162 161H163V160H162ZM186 161H187V160H186ZM191 161H193V160H191ZM233 161H234V160H233ZM235 161H236V160H235ZM79 162H80V161H79ZM81 162H82V161H81ZM86 162H87V160H86ZM94 162H95V161H94ZM98 162H99V161H98ZM142 162H143V161H142ZM173 162H174V161H173ZM224 162L226 163V160H225ZM227 162H228V161H227ZM36 163H38V161H37ZM88 163H89V162H88ZM156 163L158 164V162H156ZM160 163H162V162H160ZM160 163H159V164H160ZM163 163H164V161H163ZM188 163H189V162H188ZM228 163H230V161H229ZM86 164H87V163H86ZM136 164H137V163H136ZM171 164H172V163H171ZM237 164H238V163H237ZM102 165H103V164L100 165V166H101V170H102ZM228 165H229V164H228ZM39 166H40V165H39V163H38V167H39ZM97 166H98V164H97ZM163 166H164V164H163ZM166 166H167V164H166ZM171 166H172V165H171ZM231 166H232V165H231ZM236 166H237V165H236ZM21 167H22V166H21ZM21 167L19 168V170L21 169ZM169 167H170V166H169ZM172 167H173V166H172ZM262 167H263V166H262ZM7 168H8V167H7ZM33 168H35V167H33ZM33 168H32V169H33ZM85 168H86V167H85ZM93 168H95V167H93ZM97 168L100 169L99 166H98ZM103 168H104V167H103ZM158 168H159V166H158ZM166 168H167V167H166ZM170 168H171V167H170ZM170 168H169V169H170ZM230 168H231V167H230ZM230 168H229V170H230ZM9 169L12 170L13 168H9ZM25 169H26V168H25ZM40 169H41V168H40ZM110 169H111V167H110ZM110 169H109V170H110ZM161 169H162V168H161ZM176 169H177V168H176ZM261 169H262V168H261ZM6 170H7V169H6ZM14 170H17V169H14ZM95 170H97V169H95ZM105 170H106V169H104V171H105ZM111 170H112V169H111ZM113 170H114V169H113ZM148 170H149V169H148ZM210 170H211V169H210ZM3 171H4V169H3ZM20 171H21V170H20ZM22 171H23V170H22ZM22 171H21V172H22ZM24 171H26V170H24ZM24 171H23V172H24ZM31 171H32V170H30V172H31ZM34 171H35V170H33V172H34ZM42 171H44V170H42ZM121 171H122V168H121ZM161 171H162V170H161ZM178 171H179V170H178ZM186 171H187V170H186ZM7 172H8V171H7ZM7 172H6V173H7ZM12 172H14V171H13V170L11 171V175H10V176H11V177H14V178H12V179H16V176H17L16 174L18 173V174H21V175H18V176H20V178L18 177V179H20V180H18V182H17V180H15L14 183L12 182L13 180H12V181L9 180V178H10V176H9L10 170H9V172H8V179H5V177H4L5 175H3L4 178H2L4 181L7 180V182H8L7 185H4V182H1L2 179L0 180V182H1L0 184H1L2 186H3V185L5 186L4 189L7 188V189L5 190V192L14 186V187H13L14 191H13V189L10 190L11 192L13 191V193L15 194V195L13 194L14 197L12 196L11 193L9 194V191H8V194L11 195V198H10L9 195H6L5 193H3L5 196H4L3 194H2V195H3V198H5V199L10 198V199L13 201V203H14V207L17 206V207H15V208H17V211H18V214L16 215V219H17V220L19 219V220L22 222L26 217H28L27 214L30 213V212H29V208H30V207H35V210H36V211L39 210V211H38V212H39V215L41 214V217H42V219L44 220V223L46 224V228H44V227L42 226V225H44V224H42V222H40V224H42V225H40V226L43 227L44 229H46V231H47L48 229H51V228L49 227V226H52L51 223H50V220L47 219V217H46V215H45V213H44V212H46V211H44V209H43V208L41 207V205H40V203L43 202V201H40V199H39V198H40V195H41L40 190L37 191V189H38L37 187H38V186H37L36 188L34 187V185H37V184H38L37 181H40V179H39V180H36V183H37V184H32V183H30V176H29V177H28V178H29V180H28L29 183H28V181H27L26 179H25V181H27V183H25V182L23 183V182H22V181L24 180L23 177H24V176L27 177L25 174H28V172H24V174H23V173H19V172L16 171L17 173L14 172V175H15V176L12 175V174H13ZM30 172H29V173H30ZM33 172H31V173H33ZM36 172H38V168L36 169ZM95 172H96V171H95ZM237 172H238V171H237ZM263 172H264V171H263ZM15 173H16V174H15ZM31 173H30V174H31ZM40 173H41V171H40ZM43 173H45V172H43ZM43 173H42V174H43ZM114 173H115V172H114ZM170 173H171V172H170ZM0 174H3V173L0 172ZM33 174H35V173H33ZM33 174H32V177H34ZM36 174H37V173H36ZM36 174H35V175H36ZM91 174H93V173H91ZM96 174H97V172H96ZM102 174H103V173H102ZM106 174H107V171H106ZM110 174H111V173H110ZM119 174H120V173H119ZM123 174H124V173H123ZM126 174H127V173H126ZM39 175H40V174H39ZM47 175H48V174H47ZM93 175H94V174H93ZM93 175H92V176H93ZM112 175H113V174H112ZM173 175H174V174H173ZM175 175H176V174H175ZM1 176H2V175H1ZM21 176H22V177H21ZM42 176H45V175H42ZM90 176H91V175H90ZM100 176H101V175H100ZM107 176H109V175H107ZM107 176H106V177H107ZM115 176H116V175H115ZM115 176H114V177H115ZM117 176H118V175H117ZM148 176H149V175H148ZM150 176H151V175H150ZM35 177H36V178H37V177H38V178H41V177L38 176V175L35 176ZM97 177H98V176H97ZM102 177H103V176H102ZM109 177L111 178L112 176H109ZM152 177H153V176H152ZM152 177H150V181H151V178H152ZM166 177H168V176H166ZM0 178H1V177H0ZM6 178H7V177H6ZM21 178H22L23 180H22ZM36 178H33V179L35 180ZM43 178H44V177H43ZM43 178H41L42 181L46 179V178H44V179H43ZM93 178H94V177H93ZM99 178H100V177H99ZM122 178H123V177H122ZM143 178H144V177H143ZM237 178H239V177H237ZM33 179L31 180V182L34 181ZM51 179H53V178H51ZM111 179H112V178H111ZM144 179H145V178H144ZM160 179H162V177H161ZM242 179H243V178H242ZM3 180H2V181H3ZM21 180H22V181H21ZM114 180H115V179H114ZM129 180H130V178H129ZM133 180H134V179H133ZM145 180H146V179H145ZM158 180H159V179H158ZM170 180H171V178H170ZM235 180H237V179H234V182H235ZM238 180H239V179H238ZM9 181H10V184H9ZM20 181H21V182H20ZM58 181H59V180H58ZM58 181L56 180V181H54V182H51V186H50V187L48 186V187H49V190H48V191H47V188L44 189V190H45L46 192H51V191L56 190L57 185L59 186V184H57ZM119 181H120V180H119ZM146 181H147V180H146ZM175 181H176V179H175ZM211 181H212V180H211ZM239 181H240V180H239ZM5 182H6V181H5ZM11 182H12L14 185H12ZM34 182H35V181H34ZM48 182H50V181H48ZM98 182H99V181H98ZM113 182H114V181H113ZM162 182H163V181H162ZM40 183H42V182H40ZM101 183H102V182H101ZM116 183H117V181H116ZM142 183H143V182H142ZM147 183H148V182H147ZM147 183H145V184L143 183V184L146 186ZM151 183H154V182L151 181ZM159 183H160V182H159ZM190 183H191V182H190ZM195 183H196V182H195ZM229 183H230V182H229ZM5 184H6V183H5ZM8 184H9V186H11V187H8ZM26 184H27V185H26ZM49 184H50V183H49ZM49 184H48V185H49ZM112 184H113V183H112ZM117 184H118V183H117ZM119 184H122V182L119 183ZM131 184H132V183H131ZM154 184H155V183H154ZM171 184H172V183H171ZM186 184H187V182H186ZM193 184H194V182H193ZM199 184H200V183H199ZM1 185H0V186H1ZM42 185H43V184H42ZM44 185H46V184H44ZM113 185H114V184H113ZM144 185H143V186H144ZM147 185H149V184H147ZM152 185H153V184H152ZM161 185H162V183H161ZM172 185L174 186V184H172ZM46 186H47V185H46ZM119 186H120V185H119ZM129 186H130V184H129ZM131 186H132V185H131ZM149 186H151V185H149ZM149 186H148V187H149ZM153 186H155V185H153ZM89 187H90V186H89ZM95 187H96V186H95ZM100 187H101V186H100ZM121 187H122V185H121ZM121 187H120V188H121ZM125 187H126V186H125ZM133 187H134V186H133ZM180 187H181V185H180ZM183 187H184V186L182 185V189H183ZM193 187H194V186H193ZM195 187H196V186H195ZM197 187H198V186H197ZM200 187H201V186H200ZM34 188H35V190H34ZM39 188H41V187H39ZM44 188H45V187H44ZM127 188H128V187H127ZM146 188H147V187H145L144 189L142 188V189H143L142 192H144V190H145ZM159 188H160V187H159ZM167 188H168V187H167ZM172 188H173V187H172ZM185 188H187V187H185ZM185 188H184V189H185ZM1 189H3V188H1ZM41 189H42V188H41ZM122 189H123V187H122ZM122 189H120V191H121ZM148 189H149V188H147V190L145 191V195H147L148 192L150 191V190L148 191ZM131 190H132V188H131ZM133 190H134V189H133ZM151 190H152V188H151ZM175 190H176V189H175ZM204 190H205V189H204ZM251 190H252V189H251ZM42 191H43V190H42ZM110 191H111V190H110ZM114 191L116 192V190H114ZM118 191H119V189H118ZM120 191H119V192H120ZM147 191H148V192H147ZM152 191H153V190H152ZM154 191H155V189H154ZM46 192H45V193H46ZM121 192L125 193L124 190H122ZM127 192H128V191H127ZM142 192H141V193H142ZM177 192H178V189H177ZM185 192H186V191H185ZM54 193H55V192H54ZM149 193H150V192H149ZM174 193H175V192H174ZM178 193H180V192H178ZM183 193H184V192H183ZM115 194H116V193H115ZM129 194H130V193H129ZM249 194H251V192H250ZM120 195H122V193H121ZM124 195H125V194H124ZM127 195H128V194H127ZM142 195H143V194H141V196H140V194H139L140 198L142 197ZM148 195H151V194H148ZM170 195H171V194H170ZM185 195H186V194H185ZM6 196H7V197L9 196V197L6 198ZM44 196H45V195H44ZM55 196H56V195H55ZM59 196H60V195H59ZM105 196H106V195H105ZM113 196H114V195H113ZM122 196H123V195H122ZM128 196L130 197V195H128ZM128 196H127V197H128ZM172 196H174V195H172ZM12 197H13V198H12ZM15 197H16V202H17L16 205H15V202H14V201H15ZM47 197H48V196H47ZM98 197H99V196H98ZM125 197H126V196H125ZM127 197H126V198H127ZM185 197H186V196H185ZM188 197H189V196H188ZM188 197H187V198H188ZM215 197H216V196H215ZM251 197H252V196H251ZM0 198H1V197H0ZM45 198H46V197H45ZM106 198H107V197H106ZM111 198H112V197H111ZM126 198H125V199H126ZM132 198H133V197H132ZM150 198H151V197H149V199H150ZM182 198H183V197H181V199H182ZM197 198H198V197H197ZM10 199H9L8 201H11ZM129 199H130V198H129ZM147 199H148V198H146V200H145V196L142 197V200L140 199L141 201L139 202V204L144 206L145 202H143V201L145 200L146 203H147V202L149 201V200L147 201ZM155 199H157V198H155ZM155 199H154V201H155ZM171 199H172V198H171ZM176 199H178V198H176ZM176 199H174V200H176ZM190 199H191V198H190ZM192 199H193V198H192ZM109 200H110V199H109ZM138 200H139V199H138ZM150 200H151V199H150ZM182 200H183V199H182ZM208 200H209V199H208ZM6 201H7V200H6ZM8 201H7V202H8ZM105 201H106V200H105ZM124 201H125V200H124ZM187 201H188V200H187ZM198 201H199V200H198ZM46 202H47V201H46ZM142 202H143V204H142ZM149 202H150V201H149ZM174 202H175V201H174ZM176 202H177V201H176ZM178 202H179V201H178ZM182 202H183V201H182ZM188 202H189V201H188ZM8 203H9V202H8ZM11 203H12V202H11ZM109 203H110V202H109ZM129 203H130V202H129ZM136 203H137V202H136ZM153 203H154V202H153ZM182 204H185V203H182ZM140 205H138V207H137L138 209H136V213L139 214V215H137V216H142V217H143V216L146 214V211L149 210V208L145 209V211H144L143 209L145 208L146 205L144 206L143 209L140 207ZM149 205H151V204H149ZM180 205H181V204H180ZM190 205H193V204H190ZM10 206H12V205H9V207H10ZM147 206H148V203H147ZM201 206H202V205H201ZM14 207H13V208H14ZM107 207H108V206H107ZM125 207H126V205H125ZM139 207H140L141 210L139 209ZM148 207H149V206H148ZM154 207H155V206H154ZM179 207H180V206H179ZM15 208H14V210H16ZM182 208H183V207H182ZM128 209H129V211H130V208H128ZM157 209H158V208H157ZM185 209H186V208H185ZM8 210H9V209H8ZM108 210H109V209H108ZM120 210H121V209H120ZM138 210H140L139 213L137 212ZM153 210H156V207H155V209H153ZM182 210H183V209H182ZM202 210H203V209H202ZM40 211H41V213H40ZM127 211H128V210H127ZM167 211H168V210H167ZM185 211H186V210H185ZM189 211H190V210H189ZM189 211H188V212H189ZM192 211H193V210H192ZM192 211H190V212H192ZM13 212H14V211H13ZM13 212H12V213H13ZM38 212H36V213H38ZM105 212H106V211H105ZM130 212H131V211H130ZM148 212H149V211H148ZM168 212H169V211H168ZM32 213H33V212H32ZM121 213H122V212H121ZM144 213H145V214H144ZM152 213H153V211H152ZM13 214H14V213H13ZM118 214H119V213H118ZM126 214H127V213H126ZM142 214H143V215H142ZM148 214L150 215V213H148ZM148 214H146V215H148ZM154 214H155V213H154ZM188 214H190V213H188ZM196 214H197V213H196ZM10 215H11V214H10ZM106 215H107V213H106ZM106 215H104V216H106ZM128 215H132V214H129V213H128ZM157 215H158V214H157ZM210 215H211V214H210ZM258 215H259V214H258ZM12 216H13V215H12ZM117 216H118V215H117ZM121 216H122V215H121ZM165 216H166V215H165ZM185 216H186V215H185ZM211 216H212V215H211ZM125 217H126V215H125ZM149 217H150V216H149ZM154 217H155V215H154ZM173 217H174V216H173ZM207 217H208V216H207ZM39 218H40V217H39ZM122 218H123V217H122ZM132 218H133V217H132ZM132 218H131V219H132ZM139 218H140V217H139ZM152 218H153V215H152ZM200 218H201V216H200ZM49 219H50V218H49ZM126 219H127V218H126ZM131 219H130V222H131V224H132L133 222L131 221ZM141 219H142V218H141ZM141 219H140V220H141ZM146 219H147V216H146ZM149 219H150V218H149ZM155 219H156V217H155ZM173 219H174V218H173ZM43 220H42V221H43ZM121 220H122V219H121ZM121 220H120V221H121ZM137 220H138V219H137ZM140 220H139V221H140ZM143 220H144V218H143ZM147 220H148V219H147ZM165 220H166V219H165ZM190 220H191V218H190ZM198 220H199V218H198ZM40 221H41V220H40ZM126 221H127V220H126ZM128 221H129V220H128ZM178 221H179V220H178ZM193 221H195V220H193ZM123 222H124V220H123ZM123 222H122V223H123ZM148 222H149V221H148ZM163 222H164V221H163ZM182 222H183V221H182ZM184 222H185V221H184ZM15 223H16V222H15ZM139 223H140V222H139ZM152 223H153V222H152ZM156 223H157V222H156ZM173 223H174V222H173ZM194 223H195V222H194ZM150 224H151V223H150ZM192 224H193V223H192ZM192 224H191V226H192ZM199 224H200V223H199ZM205 224H207V223H205ZM22 225H23V224H22ZM59 225H60V224H59ZM120 225H121V224H120ZM141 225H143V224L141 223ZM144 225H145V224H144ZM144 225H143V227H144ZM156 225H158V223H157ZM179 225H180V224H179ZM196 225H197V224H196ZM196 225L193 224V226H196ZM24 226H25V225H24ZM121 226H122V225H121ZM146 226H147V225H146ZM153 226H155V225H153ZM193 226H192V227H193ZM199 226H200V225H199ZM38 227H39V226H38ZM119 227H120V226H119ZM129 227H130V226H129ZM143 227H142V228H143ZM181 227H182V226H181ZM73 228H74V227H73ZM73 228H72V229H73ZM127 228H128V227H127ZM132 228H134V227H132ZM157 228H158V227H157ZM169 228H170V227H169ZM12 229H13V228H12ZM69 229H70V228H69ZM129 229H130V228H129ZM144 229L146 230V228H144ZM144 229H143V230H144ZM166 229H167V228H166ZM52 230H53V229H52ZM48 231H49V232H48ZM48 231H47V232H44V231L42 230V232H44V233H43V239H44L45 242H47V245H48V241H49L50 238L52 237V232H50V230H48ZM129 231H130V230H129ZM133 231H134V229H133ZM138 231H139V230H138ZM16 232H17V231H16ZM146 232H147V231H146ZM155 232H156V231H155ZM171 232H172V231H171ZM25 233H26V232H25ZM138 233H139V232H138ZM147 233H148V232H147ZM14 234H15V233H14ZM130 234H131V233H130ZM18 235H19V234H18ZM132 235H133V234H132ZM214 235H215V234H214ZM129 236H130V235H129ZM129 236H128V237H129ZM151 236H152V235H151ZM153 236H154V235H153ZM189 236H190V235H189ZM192 236H193V235H192ZM68 237H69V236H68ZM87 237H88V236H87ZM193 237H194V236H193ZM196 237H197V236H196ZM196 237H195V238H196ZM52 238H53V237H52ZM92 238H93V237H92ZM121 238H122V237H121ZM135 238H137V237H135ZM43 239H42V240H43ZM71 239H72V238H71ZM132 239H133V238H132ZM138 239H139V238H137V240H138ZM189 239H190V238H189ZM10 240H11V239H10ZM40 240H41V239H40ZM66 240H67V239H66ZM89 240H91V239H89ZM89 240H88V241H89ZM153 240H154V238H153ZM199 240H200V239H199ZM215 240H216V239H215ZM16 241H17V239H16ZM16 241H15V243H19V242H20L19 240H18L19 242H16ZM189 241H190V240H189ZM191 241H192V240H191ZM254 241H255V240H254ZM64 242H65V241H64ZM123 242H124V240H123ZM132 242H133V241H132ZM216 242H217V241H216ZM41 243H42V241H41ZM41 243H40V244H41ZM136 243H137V241H136ZM190 243H191V242H190ZM218 243H219V242H217V244H218ZM43 244H45V243H43ZM43 244H41V245H43ZM63 244H65V243H63ZM86 244H87V243H86ZM88 244H89V243H88ZM125 244H126V243H124V245H125ZM134 244H135V243H134ZM137 244H139V243H137ZM15 245H16V244H15ZM47 245H46V246H47ZM60 245H61V244H60ZM67 245H68V244L66 243V247H67ZM93 245H94V244H93ZM139 245H140V244H139ZM18 246H19V245H18ZM20 246H21V243H20ZM20 246H19V247H20ZM23 246H24V245H23ZM27 246H28V245H27ZM39 246H40V245H39ZM63 246H64V245H63ZM68 246H69V245H68ZM216 246L218 247V248H217V255H218L219 259H220V260H225V259H226V257H225V253H226L227 251H226L224 248H221V247H220L221 245H219V244L216 245ZM33 247H34V246H33ZM137 247H138V246H137ZM41 248H42V246H41ZM44 248H45V247H44ZM79 248H80V247H79ZM134 248H135V247H134ZM27 249H28V248H27ZM27 249H26V250H27ZM77 249H78V248H77ZM84 249H85V248H84ZM41 250H43V248H42ZM70 250H71V249H70ZM213 250H214V249H213ZM18 251L21 252V249H19ZM132 251H133V250H132ZM148 251H149V250H148ZM20 252H18V254H19ZM24 252H25V251H24ZM29 252H30V251H29ZM69 252H70V251H69ZM79 252H80V251H79ZM139 252H140V251H139ZM22 253H23V251H22ZM22 253L19 254V255H17V257H18V256H21V258H22V255H23V254L25 255V253H23V254H22ZM26 253H27V252H26ZM30 253H31V252H30ZM27 254H28V253H27ZM69 254H70V253H69ZM148 254H149V253H148ZM142 255H143V254H142ZM177 255H178V253H177ZM29 256H30V255H29ZM43 256H44V255H43ZM76 256H77V254H76ZM145 256H146V255H145ZM145 256H144V257H145ZM164 256H165V255H164ZM26 257H28V255H27ZM26 257H25V258H26ZM40 257H41V256H40ZM69 257H71V256L69 255ZM147 257H148V256H147ZM151 257H152V256H151ZM13 258H14V257H13ZM19 258H20V257H19ZM19 258H18V259H19ZM25 258L23 257L24 260H25ZM198 258H199V256H198ZM16 259H17V258H14L15 261H16ZM18 259H17V260H18ZM30 259H31V258H30ZM45 259H46V257H45ZM68 259H69V258H68ZM71 259H72V257H71ZM11 260H12V259H11ZM80 260H81V259H80ZM80 260H79V261H80ZM149 260H150V259H149ZM179 260H180V259H179ZM20 261H21V260H20ZM142 261H143V260H142ZM11 262H13V264H14V261H13V260H12ZM21 262H22L21 264H23V263H25L26 261H24V262L21 261ZM43 262H45V261H43ZM81 262H82V261H81ZM180 262H181V261H180ZM180 262H179V263H180ZM205 262H206V261H205ZM207 262H208V261H207ZM8 263H9V262H8ZM26 263H27V262H26ZM201 263L204 264V262H200V264H201ZM9 264H10V263H9ZM11 264H12V263H11ZM15 264H16V263H15ZM28 264H29V263H28ZM47 264H48V263H47ZM73 264H74V263H73ZM75 264H76V263H75ZM77 264H78V263H77Z\"/></svg>","mask_w":264,"mask_h":264}]
</instances>
